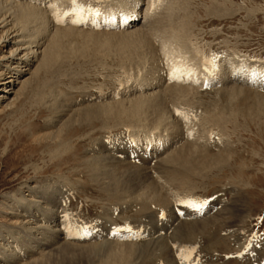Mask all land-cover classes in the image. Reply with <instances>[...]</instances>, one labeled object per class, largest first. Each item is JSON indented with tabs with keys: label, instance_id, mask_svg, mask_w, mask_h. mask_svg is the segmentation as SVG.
Segmentation results:
<instances>
[{
	"label": "rangeland",
	"instance_id": "374dc122",
	"mask_svg": "<svg viewBox=\"0 0 264 264\" xmlns=\"http://www.w3.org/2000/svg\"><path fill=\"white\" fill-rule=\"evenodd\" d=\"M132 1L134 22L123 26L120 0H0V264H107L85 261L83 249L111 242L137 249L123 264H264V0ZM80 5L83 21L73 23ZM25 6L42 18L24 23ZM161 20L178 42L150 37ZM138 32L150 43L132 55L87 38ZM58 33L53 73L41 59ZM22 40L39 43L29 66L12 60L26 52ZM166 88L181 95L156 129L151 109L137 129L139 117L101 111ZM180 150L192 169L168 162ZM129 172L154 182L165 208L139 198L145 188L133 193ZM156 240L164 257L143 254Z\"/></svg>",
	"mask_w": 264,
	"mask_h": 264
},
{
	"label": "bare ground",
	"instance_id": "6f19581e",
	"mask_svg": "<svg viewBox=\"0 0 264 264\" xmlns=\"http://www.w3.org/2000/svg\"><path fill=\"white\" fill-rule=\"evenodd\" d=\"M7 2V1H6ZM60 2H62V1H60ZM3 4V3H2ZM127 7L131 10H136L137 9V7H138V1H132V0H120V2H117L116 3V5H115V9H120L119 11H122L123 10V12L124 13H122L121 15H122V17H120V24H122L123 26L124 25H127L128 23H131V22H134V20H132V19H135V14L134 15H131V11L129 10V9H127ZM3 8V7H2ZM78 8V7H77ZM73 9H74V7H73ZM79 9V8H78ZM114 9V10H115ZM1 10V9H0ZM3 10V9H2ZM1 10V11H2ZM0 11V12H1ZM79 11V10H78ZM78 11L76 12V14H77V18L75 19V20H79V21H83V15H81V16H79V14L81 13V11H79V13H78ZM5 12V11H4ZM18 12H19V14H21V16H20V18L22 17L25 21H24V23H26V24H29V23H31L32 21H33V19H40V18H42V16H41V14H40V12H39V9L37 10L35 7H27V6H25V7H21L19 10H18ZM111 12V11H110ZM3 13V12H2ZM9 13H11V12H9ZM13 14V13H12ZM124 14V15H123ZM49 16V15H48ZM2 17V16H1ZM3 17H4V15H3ZM18 17V16H17ZM109 18V17H108ZM107 18V19H108ZM4 20H5V18H3ZM19 19V18H18ZM42 20H44V19H42ZM42 20H41V22L40 23H42ZM132 20V21H131ZM164 20V19H163ZM7 21V20H6ZM74 21V20H73ZM106 22H107V26L109 25V24H111V25H113V23H114V20H113V18L112 19H108V20H105ZM1 22V21H0ZM163 23V21L161 20V21H155V25H153L154 26V28H152V29H154V35H150V37H153V36H155V37H157L158 36V40L159 41H163V40H165L167 37L169 38L170 37V39L172 38L173 40H175L176 39V37H175V39H174V37L173 36H167V37H165V33H166V30H165V26H167V27H169V29L170 28H172L171 27V23H166V25L164 24H162ZM5 24H7V23H5ZM80 24V23H79ZM1 25V24H0ZM8 25V24H7ZM42 25V24H41ZM110 25V26H111ZM157 25V26H156ZM4 26V25H3ZM43 26V25H42ZM29 27V25L26 27V29ZM96 27V26H95ZM6 28V27H5ZM45 28V27H44ZM179 28H182V27H179ZM183 30V29H182ZM182 30H180V32L182 31ZM60 31V30H59ZM63 32H61L62 33V35H63V37L65 38V37H67L68 35L66 34V32H64V30H62ZM65 31H67L66 29H65ZM69 31V30H68ZM150 31V30H149ZM72 32V31H71ZM74 32V31H73ZM72 32V34H74ZM99 32V31H98ZM97 32V33H98ZM25 35H26V39H28L29 37H28V35L27 34H30V36L32 37V33H31V31H30V28H28L27 30H25ZM61 33H58L57 34V40L55 39V40H53L52 42H51V44H50V47H49V50L48 51H46V52H44L43 53V56H42V59H41V67L45 70V71H50V70H54L53 71V73L55 72V70H56V68H57V65H58V63H57V59H58V61L60 60V59H63V56H59L58 54H59V52H57V51H60L61 50V45L62 44H60L61 42H59V40H61V38L59 39V37L58 36H60V34ZM96 33V32H95ZM94 33V35H90L89 34V36L87 35V38H89L90 40H91V42L93 43V44H95V45H98V46H100V47H105V46H108V48H110L111 50H112V52H114L113 51V49H121V50H125V49H129V48H131V52H130V54L132 55V53H134V52H136V50L139 48V47H141V46H143L145 43H146V41H148L149 39H151V38H149V37H146L145 36V34H143V33H141V32H138L137 34H135V35H130V36H124V35H118V36H116L115 34H114V36H108V35H105L104 37L101 35L102 33H99L100 34V36H99V34H95ZM182 33V32H181ZM4 34V33H3ZM87 34H88V32H87ZM6 35V34H5ZM18 35V34H17ZM24 35V36H25ZM67 35V36H66ZM85 35V34H84ZM98 35V36H97ZM4 36V35H3ZM8 35H6V38H8L7 37ZM21 36V35H20ZM18 38V37H17ZM24 38V39H25ZM13 39V38H12ZM51 39H53V38H51ZM154 39V38H153ZM169 39V40H170ZM14 40V39H13ZM30 40V39H29ZM167 40V39H166ZM177 40V39H176ZM175 40V41H176ZM188 40V39H187ZM11 41V40H10ZM9 41V42H10ZM33 41V40H32ZM31 41V43H30V41L28 42V41H24V40H22V41H20V43H19V45H18V47H24V46H26L25 47V49L24 50H26V52H24V54H23V52L21 51V49H20V51H18V53L17 54H15L13 57H12V60H15V61H17V62H21V64H23V65H25V66H29L30 65V63H31V56H33V58L35 57V58H37V51L38 50H36V51H34L33 50V48H31V45L33 44V46H34V44L35 43H38L39 42V40L37 39L36 41H38V42H32ZM168 41V40H167ZM149 42V41H148ZM152 42H153V40H152ZM151 42V43H152ZM155 42V41H154ZM176 42H178V41H176ZM175 42V43H176ZM150 43V42H149ZM12 45H14L13 43H12ZM38 45H39V43H38ZM147 45H148V43H147ZM151 45V44H150ZM150 45H148V46H150ZM178 45V44H177ZM35 46H36V44H35ZM147 46V47H148ZM151 47V46H150ZM36 48V47H35ZM38 48V47H37ZM15 49V48H14ZM18 49V48H17ZM17 49L16 50H12L11 52H14V53H16L17 52ZM140 49V48H139ZM19 50V49H18ZM23 50V49H22ZM13 53V54H14ZM23 55H22V54ZM68 53V52H67ZM66 53V54H67ZM12 54V55H13ZM75 54H76V52H75ZM82 54V53H81ZM83 55V54H82ZM31 57V58H30ZM57 57V58H56ZM82 57V56H81ZM84 57V56H83ZM11 58V57H10ZM64 59H65V57H64ZM194 59V58H193ZM201 58L200 57H198L197 56V59H195V61L197 60V61H199ZM202 60V59H201ZM131 61H132V59H131ZM191 65V64H190ZM55 66V67H54ZM191 67V66H190ZM188 68V67H187ZM36 73V72H35ZM148 74V73H147ZM178 88V87H177ZM177 88L176 89H174V88H166L165 89V96H163L162 94H161V96L160 95H158L157 97H155V98H150V97H148V98H138V99H132V101H130V102H127L128 104H130V107L129 108H124L126 105H127V103L125 104V102H123L124 104H121V103H117V104H109V105H106V106H104L102 109H101V111H102V113H106L107 115H109V114H111L112 116L111 117H113V118H117V117H122L123 115L124 116H126L127 117V119H129V118H131V121L132 120H134L135 118H137V117H139V121H137V122H132V123H137L136 124V126H135V129H137V128H139V125L140 124H142L141 122L142 121H144L145 119L148 121V112H147V110L148 109H151L152 110V114H153V117L154 118H152V127L154 126L155 127V129L156 128H158V127H160L159 126V124H161V121L163 120L162 119V117H163V115L165 116V114L164 113H167V112H164V110L166 109L167 110V108L168 107H170V105H172V104H174V100H175V97H177V101H178V95L177 94H179V93H177L178 91H177ZM182 91V90H181ZM183 92V91H182ZM185 93V92H184ZM234 93V92H233ZM233 93H232V95H233ZM239 93V92H238ZM180 95H181V93H180ZM236 95V94H235ZM234 95V96H235ZM37 96L38 97H42L43 95L41 94V93H37ZM167 96V98H165ZM237 96V95H236ZM264 101V100H263ZM190 102V101H189ZM187 103V102H186ZM264 109V108H263ZM84 110H86V111H84V113L86 114V115H90V114H95L94 115V117H96L97 115H99V114H101V112L100 113H97L96 114V111L95 110H89V108H87V109H84ZM165 110V111H166ZM261 110V109H260ZM215 113V112H214ZM168 114V113H167ZM81 116H79V118H80ZM217 118H218V120L219 119H221V118H219L218 116H216ZM165 119H166V117H165ZM203 119H205L206 121V123L208 122V121H210L211 123L213 122V116H209V114H205L204 116H203ZM214 120H215V118H214ZM223 120V119H222ZM147 121H144V122H147ZM150 121V120H149ZM220 121V120H219ZM145 124V123H144ZM147 124V123H146ZM149 124V123H148ZM147 126H149V125H147ZM141 128V127H140ZM144 129V128H143ZM145 132H147V131H145ZM143 135H144V132L142 133ZM142 135V136H143ZM150 135V134H149ZM143 138H146V137H144L143 136ZM147 140H149V142L151 141L150 140V138L148 139V138H146ZM144 141H145V139H144ZM149 142H147V143H149ZM136 144V143H135ZM183 147H184V144L182 145ZM172 156L171 157H169V159H168V162H173V163H176V164H178V167H180L181 169H187V168H190V167H194V164L196 163L195 162V160L190 156V157H186V152L184 151V150H180V151H178L177 153H176V155H173V154H171ZM218 158V157H217ZM216 158V160L218 161V159ZM208 160V159H207ZM225 160V159H224ZM203 161V160H202ZM202 161H200V162H202ZM212 161H213V159H212ZM212 161H211V163H212ZM204 162V161H203ZM224 162V161H223ZM222 161H221V163H223ZM218 164L220 165V162H218L217 164H214L215 166L217 165L218 166ZM207 165V164H206ZM205 165V166H206ZM211 166V165H210ZM192 168H190V169H192ZM207 168V167H206ZM186 172V171H185ZM130 173V172H129ZM140 175V174H139ZM206 175V174H205ZM129 176V178H128V180H127V182L129 181L130 183H131V191L134 193V192H136L138 189H140V188H145L144 190H143V192H142V194L141 195H139V198H141V199H144V200H150L152 203H154V204H156L160 209L162 208V207H164V206H166L167 205V199H165L163 196H162V194L159 192V190H158V188H157V186H156V184L154 183V182H151V184L150 185H147V184H145V185H143V184H141V181L142 180H144L142 177H144L145 179H146V177L145 176H142V175H140V176H142V177H138V176H132L131 175V173H130V175H128ZM127 177V176H126ZM127 179V178H126ZM160 181V180H159ZM132 182H134V183H132ZM162 183V187H161V189H165V188H167V189H169V187H171V186H169V184L171 185V182H172V180L169 178V177H166V179H163L162 181H161ZM128 184V183H127ZM130 187V186H129ZM147 189V190H146ZM130 191V192H131ZM143 197H146V198H143ZM45 202L46 203H48L49 202V199L48 198H45ZM39 203V202H38ZM165 208V207H164ZM150 209L148 208V206L145 204L143 207H142V209L140 210V208H139V210H138V212H136L138 215H140L141 217H143L142 216V214L144 215L147 211H149ZM147 214H148V212H147ZM152 213H150V215H151ZM149 215V214H148ZM50 217H52V216H50ZM148 217V216H147ZM51 219V218H50ZM50 224H52L53 222H49ZM162 225V224H161ZM160 224H159V226H161ZM182 227V226H181ZM103 229H101V230H106L104 227H102ZM154 228V227H153ZM186 228V229H185ZM154 229H156V227L154 228ZM163 229V225H162V228L160 229V230H162ZM176 229V228H175ZM190 230L191 232H194V231H192L194 228H193V226H187V227H183L182 228V230ZM109 230V229H108ZM159 230V231H160ZM109 232V231H108ZM179 233V232H178ZM154 234V233H153ZM177 233H175V235H176ZM114 235V234H113ZM120 235V234H119ZM134 235V234H133ZM174 235V236H175ZM116 236V235H115ZM140 236V235H139ZM187 236H192L191 235V233L190 232H188L187 233ZM134 237V236H133ZM113 238V237H112ZM114 238H116V237H114ZM126 238H127V240L129 239V241H130V239H132V235H128L127 234V236H126ZM135 238V237H134ZM133 238V239H134ZM177 238H179L178 237V234H177ZM125 239V238H124ZM123 239V240H124ZM176 238L174 237V239L173 240H175ZM115 241V240H114ZM112 244H114V243H109V244H106V245H92V246H89V247H84V249L83 250H85V252H84V255H86V256H84V258H85V261H90L91 260V258H96V257H99V256H103L104 258H105V260H106V263L107 264H123V261L122 260H127V259H129V258H131V256L132 255H135V253L137 252V249H134V245H132V244H130V245H128V243L127 244H120V246H118V247H116V244H114V245H112ZM118 245V244H117ZM149 246V247H148ZM148 248H146V246L143 248V254L146 252V255L148 256V255H150V254H156L157 256H159V258H160V256L162 255H164L165 253V250L167 249V245L164 243V241H162V242H158L157 240H156V243H152V245H150V244H148ZM137 247H138V245H137ZM136 251V252H135ZM154 254V255H155ZM167 256H168V254H167ZM156 257V256H155ZM164 257V256H163ZM118 261H119V263H118Z\"/></svg>",
	"mask_w": 264,
	"mask_h": 264
},
{
	"label": "snow or ice",
	"instance_id": "6c2138e0",
	"mask_svg": "<svg viewBox=\"0 0 264 264\" xmlns=\"http://www.w3.org/2000/svg\"><path fill=\"white\" fill-rule=\"evenodd\" d=\"M72 2H73L74 5L77 4V0H72ZM79 11H81V12L84 11V7H83V5H80V6H79ZM81 22H82V21H79V20H74V21H73V23H81ZM261 75L264 76V73H262ZM190 206L195 207L196 205H195V204H192V205H190ZM197 210H198V209H197Z\"/></svg>",
	"mask_w": 264,
	"mask_h": 264
}]
</instances>
